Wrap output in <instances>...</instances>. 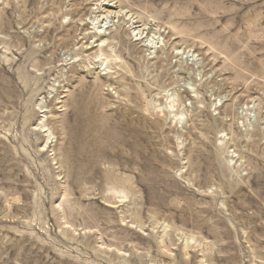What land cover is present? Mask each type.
<instances>
[{
    "label": "rangeland",
    "instance_id": "374dc122",
    "mask_svg": "<svg viewBox=\"0 0 264 264\" xmlns=\"http://www.w3.org/2000/svg\"><path fill=\"white\" fill-rule=\"evenodd\" d=\"M0 264H264V0H0Z\"/></svg>",
    "mask_w": 264,
    "mask_h": 264
}]
</instances>
